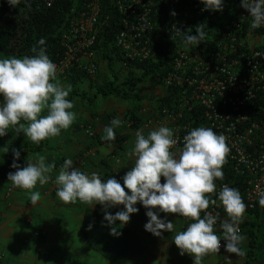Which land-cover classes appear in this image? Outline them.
<instances>
[{"label": "clouds", "instance_id": "9594fccd", "mask_svg": "<svg viewBox=\"0 0 264 264\" xmlns=\"http://www.w3.org/2000/svg\"><path fill=\"white\" fill-rule=\"evenodd\" d=\"M20 2L7 0L11 7ZM200 2L205 10L223 11L224 0ZM241 7L252 18V29L264 25V0H241ZM171 14L176 15L175 12ZM195 31V35L184 37L186 45H199L205 39L202 24L197 25ZM173 33L181 31L174 25ZM45 43L43 38L39 40V45ZM31 51L36 54L0 59V97L3 99L0 104V137L11 128L17 133L23 132L32 143L39 145L70 128L76 114L70 111L74 104L67 99L70 86L64 88L57 79V65L46 54L45 48L37 50L33 47ZM121 123L120 119H113L111 126L104 128L102 139L113 141L114 129ZM177 143L170 127L160 126L147 135L138 130L134 146L128 153L134 157V164L123 176V185L115 178L105 181L96 172H83L73 166L72 159H66L55 176L56 195L64 204L80 201L92 206L101 205L104 220L111 226L113 236L121 235L116 221L120 222V227L126 225L130 216L139 211L135 207L137 203L147 210L145 230L157 237L163 232L175 231L174 223L162 219L160 213L185 218L190 221L186 230L176 232L172 240L180 255L192 257L193 264H202L205 256L219 253L221 241H224L225 252L245 255L240 247L245 237L239 226L247 205L240 192L224 184L218 192L219 204L216 199H210L217 191L216 181L224 179L222 169L230 152L226 137L211 128L197 127L183 137L182 147L177 148ZM3 151L7 152L8 148ZM13 154L15 159L11 167L16 171L8 173V181L13 187L30 192V202L35 205L40 200V193L32 190L38 183L45 185L49 182L55 163H46V157L37 153L35 159L27 160V165L21 167L16 163L20 152L13 149ZM258 202L264 208V191L258 193ZM210 205L222 206L226 213V219L220 221L223 239L215 231L219 215L208 211ZM117 206L123 207L114 215L107 211Z\"/></svg>", "mask_w": 264, "mask_h": 264}, {"label": "crops", "instance_id": "0c3cea01", "mask_svg": "<svg viewBox=\"0 0 264 264\" xmlns=\"http://www.w3.org/2000/svg\"><path fill=\"white\" fill-rule=\"evenodd\" d=\"M125 68L128 67L120 60L114 62V69L119 70L117 74H123ZM61 77L57 76V79L60 80ZM166 94V87L149 76L144 82L134 86L128 99H118L120 103L117 102L124 104L126 109L120 107L119 111L133 113L139 123L130 121L126 114L118 112L109 113L110 115L100 118L101 120L93 116L82 118L78 116L82 109H77L79 106L73 97L70 101L74 107L70 111L77 118L70 128L61 130L59 136L46 139L37 145L23 132L17 133L10 128L5 136L0 137V162L15 149L23 152L20 155L21 167L27 165V160L35 159L37 153L46 157V163L54 162L56 166L49 182L45 185L38 183L32 190L40 193V200L35 205L30 202V192L13 187L7 178L0 193V264H193L192 257L187 254L181 256L172 240L176 232L186 230L190 221L185 218L160 213L162 219L166 218L174 223L175 231L163 232L161 237H157L145 230L144 225L148 222L147 210L137 203L135 207L139 211L130 216L126 225L120 227V222L116 221L121 235L113 236L110 234L111 226L104 220L105 213L101 205L92 206L80 201L64 204L56 195L57 186L54 183L63 162L72 159L73 166L81 171L88 174L96 172L105 181L115 178L123 185V176L134 164V157H130L128 153L134 146L135 133L142 130L147 135L160 126L172 129L170 119L162 117V120L159 118L155 121L159 101ZM100 99L101 102H109V107L111 101L117 100L112 95ZM2 103L3 99L0 97V104ZM86 103L91 106L89 102ZM108 108L105 110H110ZM120 114L121 126L114 131L123 140L118 143L115 140L102 139L104 128L111 126V121ZM5 147L8 148L7 152L3 151ZM15 171L13 169L10 172ZM122 207L109 208L107 211L114 215ZM251 217L246 211L243 219ZM259 219V227H264L263 209ZM215 231L221 236L220 224L215 226ZM242 235L245 240L240 247L245 255L237 256L221 249L217 254L205 256L202 264H264L263 246L257 242L250 255V239L246 234ZM258 237L257 231V241Z\"/></svg>", "mask_w": 264, "mask_h": 264}, {"label": "built area", "instance_id": "2783aa9c", "mask_svg": "<svg viewBox=\"0 0 264 264\" xmlns=\"http://www.w3.org/2000/svg\"><path fill=\"white\" fill-rule=\"evenodd\" d=\"M164 2L167 11L165 29L155 19L162 11L160 0H113L121 18L116 35V45L124 59L121 62L127 66L126 62L155 60L160 50L168 44L173 45L172 68L166 74H158L167 92L175 91L176 96L170 99V106L157 108L154 119L171 120L177 148L183 146V137L193 128H211L218 135H224L230 152L222 171L228 169L232 174L244 175L240 194L247 205L246 210L254 209L259 205L258 193L264 191V121H256L249 114L255 107L250 105L264 91V25L257 29L250 27L252 18L241 7V0H236L238 10L230 19L220 18L217 13L209 18L210 10H205L200 0ZM100 7L99 0H90L67 26V31L61 33L60 41L65 51L60 60L53 61L57 65V75L71 69L89 76L98 71L96 39L103 27ZM208 20L213 21L212 38L217 46L210 54L184 43V37L192 35L197 25L202 24L205 30ZM174 25L183 32L174 34ZM193 107L200 110L198 121L192 114L184 117V112ZM146 123L151 124L150 121ZM257 137L263 142L255 148L251 145ZM224 184L233 188L226 174L223 180L216 181L217 191L210 196L217 204L218 192ZM208 211L219 215L216 225L226 219L222 206L210 205ZM221 245L224 249V241Z\"/></svg>", "mask_w": 264, "mask_h": 264}, {"label": "trees", "instance_id": "16d2710c", "mask_svg": "<svg viewBox=\"0 0 264 264\" xmlns=\"http://www.w3.org/2000/svg\"><path fill=\"white\" fill-rule=\"evenodd\" d=\"M90 0H21L20 4L16 7H11L7 0H0V59L6 58H23L25 56H33L31 49L36 47L39 50L40 47H44L46 54L51 61L60 60L65 48L60 41L61 33L67 31V26L70 22L78 16L83 9L86 8L87 3ZM160 6L162 11L156 14V21L159 22L163 28H166V3L164 0H160ZM100 3V19L103 21V27L97 35L96 50L99 61L105 62L108 71L111 74L110 79H106L96 86V90L92 96H88L85 92L72 87L67 99L71 100L72 97L78 96L82 100H86L89 103H93L96 98L106 97L112 95L116 98L126 100L129 98V93L133 91L134 86L137 83L144 82L152 74H156L159 78L163 74H166L171 68L172 52L171 47L173 45L168 44L164 49L160 50L157 59H149L144 63L138 62H126L129 69V73L133 71L130 76L128 75L122 82H118L114 69V62L117 60L124 61L122 51L116 45V35L118 34L121 18L120 13L115 9L113 0H99ZM236 0H224L223 11H209L208 17L210 18L213 13H217L216 16L220 18L226 17L230 19L237 11ZM206 29L207 39L202 40L199 45L192 46V49H204L208 54L216 51L217 46L213 42L212 36L214 31L211 29L213 21L208 20ZM183 32V29L180 30ZM196 32V31H195ZM191 32L192 35L196 34ZM43 38L45 45H39V40ZM182 40V37L179 38ZM239 50V46L236 47ZM134 70H139L138 74ZM65 73H72L74 76L79 74L80 79L85 74L78 72L75 69L66 70ZM159 73V74H158ZM63 73L57 75L61 76ZM184 83L183 85H185ZM181 89V86L179 87ZM171 94V96H169ZM176 92L166 94L159 101V108L163 106H170V99L175 97ZM250 107L255 106L250 111L251 118L256 121L262 119L264 121V91H261L253 101ZM200 110L197 107H193L189 111L184 112V117H188L192 114L196 121L200 120ZM202 112V111H201ZM126 117L130 121L139 123L133 113H127ZM243 128V127H241ZM256 138L253 145L258 147L259 143L263 142ZM116 142H121L123 137L115 135ZM250 146V147H251ZM23 153L22 151L20 152ZM23 155V154H22ZM15 157L13 152H10L8 157L0 162V193L8 178V173L14 168L11 167ZM17 164L21 163V159L16 160ZM223 173L232 181L233 188L239 192L242 191L243 176L241 174H232L228 169H224ZM260 205L254 209L246 210L252 217L251 219H243L240 224L241 234H246L249 239V254L252 255L254 248L257 246V231L260 224ZM264 210V208H263ZM224 264V263H220Z\"/></svg>", "mask_w": 264, "mask_h": 264}, {"label": "rangeland", "instance_id": "374dc122", "mask_svg": "<svg viewBox=\"0 0 264 264\" xmlns=\"http://www.w3.org/2000/svg\"><path fill=\"white\" fill-rule=\"evenodd\" d=\"M98 56L99 53H98ZM3 59V57H2ZM119 70H115V73H116V77L118 75V78L120 81L118 82H122L125 78H127V76L130 74L133 73V71L131 73H129V69L128 68H125L124 69V73L123 74H117ZM136 74H138L140 71H137V70H134ZM80 74V73H79ZM79 74H77L76 76H74V74L70 73H63V75H61L62 77L60 78V83L63 85L64 88H69L70 86V89L72 87H75L77 89H80L81 91L85 92L88 96H92L93 93L95 92L96 90V86L98 84H100L101 82L105 81L106 79L108 78H111V74L110 72L108 71L107 67H106V63L105 62H102L100 63V67L98 69V71L96 73H94L93 75H84L82 76L80 79H77L76 78H79ZM76 77V78H75ZM150 79H154L155 82L157 83H160V79L158 78V76L154 73L150 76ZM106 98V97H105ZM116 98V97H115ZM73 99V97H72ZM119 98H117L116 102L114 101H111V105L109 107V102H106V100H104L103 102H101V99L100 97L99 98H96L95 101L93 103H89L91 104V106H87L88 103H86L87 101L85 100H82L80 98H78L77 96H74V101H76L78 103V106L79 108L77 109H82V112L78 114V116L80 115L82 118L83 117H87V116H93L94 117H97V118H106V115H108L109 113H125V105L124 104H119L120 101H118ZM100 102L97 106H94V104ZM119 102V103H117ZM124 103V102H122ZM109 107V108H108ZM120 107L124 108L125 110L124 111H119L120 110ZM110 109V110H105V109ZM105 111H109L108 113L105 112ZM117 115L118 119H122V115ZM110 115V114H109ZM113 116V115H111ZM80 117V118H81ZM77 118V116H76ZM101 120V119H100ZM258 243L259 245L263 246L264 248V227H260L258 228Z\"/></svg>", "mask_w": 264, "mask_h": 264}]
</instances>
